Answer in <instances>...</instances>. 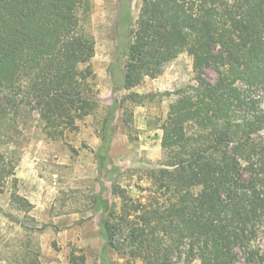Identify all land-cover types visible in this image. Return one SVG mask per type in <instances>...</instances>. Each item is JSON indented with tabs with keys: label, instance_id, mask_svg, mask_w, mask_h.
Here are the masks:
<instances>
[{
	"label": "trees",
	"instance_id": "1",
	"mask_svg": "<svg viewBox=\"0 0 264 264\" xmlns=\"http://www.w3.org/2000/svg\"><path fill=\"white\" fill-rule=\"evenodd\" d=\"M117 2L119 56L109 73L113 92H129L114 107L125 124L133 116L125 103L152 96L132 89L184 52L196 82L175 92L163 160L144 171L138 196L113 182L121 200L113 207L100 181L93 206L101 211L102 264H113L110 250L141 264L182 256L264 264V0H141L137 18L132 0ZM92 13V0H0V193L8 189L11 208L25 214L34 205L17 191L19 129L37 117L57 140L98 107ZM114 120L111 111L100 129L103 167ZM19 247L20 264H43Z\"/></svg>",
	"mask_w": 264,
	"mask_h": 264
},
{
	"label": "rangeland",
	"instance_id": "2",
	"mask_svg": "<svg viewBox=\"0 0 264 264\" xmlns=\"http://www.w3.org/2000/svg\"><path fill=\"white\" fill-rule=\"evenodd\" d=\"M92 3L90 31L96 46L91 64L96 73L98 107L77 121V130L66 131L57 140L45 134L37 117H30L29 126L19 129L17 191L34 208L29 214L20 212L9 205L8 189L0 193L1 264H20L22 244L31 260L37 258L43 264H102L101 211L93 206L94 198L101 193L100 181L105 187L102 196L113 207L119 208L121 203L111 192L113 182L121 183L131 195L138 196L136 185H146L140 180L144 171L158 168L163 160L161 143L170 134L167 117L170 104L177 98L175 92L196 82L192 57L184 52L158 77L147 78L132 89L152 96L142 105L125 103L133 114L129 126L126 125L124 110L114 107L129 92H113L109 73L119 56L115 35L118 2ZM140 7L141 0H132L134 18ZM205 75L211 81L217 79L213 69H207ZM111 111L115 112V129L103 167L97 155L102 146L100 129ZM108 257L113 264H141L116 250H110ZM174 264L202 263L199 258L188 263L182 256L175 258Z\"/></svg>",
	"mask_w": 264,
	"mask_h": 264
}]
</instances>
